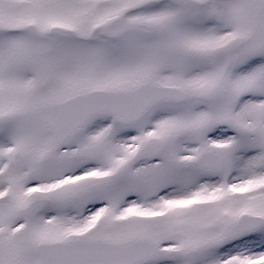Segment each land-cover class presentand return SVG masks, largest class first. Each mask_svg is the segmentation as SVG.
I'll return each mask as SVG.
<instances>
[{"label":"snow or ice","instance_id":"obj_1","mask_svg":"<svg viewBox=\"0 0 264 264\" xmlns=\"http://www.w3.org/2000/svg\"><path fill=\"white\" fill-rule=\"evenodd\" d=\"M0 264H264V0H0Z\"/></svg>","mask_w":264,"mask_h":264}]
</instances>
